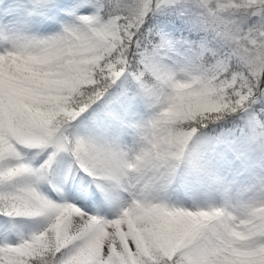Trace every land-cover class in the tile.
<instances>
[{
  "label": "snow or ice",
  "instance_id": "snow-or-ice-1",
  "mask_svg": "<svg viewBox=\"0 0 264 264\" xmlns=\"http://www.w3.org/2000/svg\"><path fill=\"white\" fill-rule=\"evenodd\" d=\"M0 44V264H264V175H225L264 146V0H0Z\"/></svg>",
  "mask_w": 264,
  "mask_h": 264
},
{
  "label": "clouds",
  "instance_id": "clouds-1",
  "mask_svg": "<svg viewBox=\"0 0 264 264\" xmlns=\"http://www.w3.org/2000/svg\"><path fill=\"white\" fill-rule=\"evenodd\" d=\"M0 47H4V45L0 44ZM81 55L87 54H73L65 57V60L68 61H79L81 59ZM79 67L87 70L89 67L83 63L79 64ZM63 70V67L62 69ZM235 115V114H233ZM214 119V117H212ZM232 119L231 116L226 115L223 121H219V123L227 124L228 121ZM205 123L207 127H205ZM176 124L177 127L182 128L185 132L189 133L188 140L189 144L185 146V152H189L193 147L201 140L204 136H211L215 134L213 131L209 129H215L218 125L211 124L208 121L201 123L199 121H193L190 117L185 116L182 113H177L176 116ZM231 127L235 130H242L243 124L239 121V117H236L235 122L231 125ZM237 135L240 136L241 132L237 131ZM162 147L168 151L175 152V147H170L165 144ZM170 163L176 166L177 176L187 175L189 173V169L185 165L182 159H172ZM226 179L234 183L239 189V186L245 182H251L252 179L257 175H264V146L262 145H254L249 147L246 154L242 157L233 156L231 160L230 167L226 172ZM177 189L173 188L172 195L176 199H180L184 197L188 203H191L192 200L196 197H204L206 193L200 189V187L196 184H191L188 186L186 190H181L180 196H175ZM259 215L264 216V204H258L254 209ZM239 211V210H238Z\"/></svg>",
  "mask_w": 264,
  "mask_h": 264
},
{
  "label": "rangeland",
  "instance_id": "rangeland-1",
  "mask_svg": "<svg viewBox=\"0 0 264 264\" xmlns=\"http://www.w3.org/2000/svg\"><path fill=\"white\" fill-rule=\"evenodd\" d=\"M229 124H227L226 126H228ZM231 127V126H228ZM49 195H51V193H49ZM3 218L0 217V220H2ZM23 224V231L27 232L31 229H35L37 227L40 226V222L39 221H22L21 222Z\"/></svg>",
  "mask_w": 264,
  "mask_h": 264
}]
</instances>
